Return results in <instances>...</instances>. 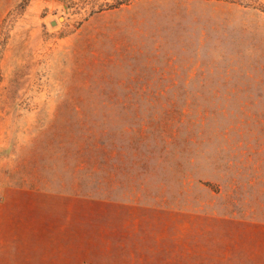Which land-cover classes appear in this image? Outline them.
Masks as SVG:
<instances>
[{"label": "rangeland", "instance_id": "374dc122", "mask_svg": "<svg viewBox=\"0 0 264 264\" xmlns=\"http://www.w3.org/2000/svg\"><path fill=\"white\" fill-rule=\"evenodd\" d=\"M22 1L0 264H264V0Z\"/></svg>", "mask_w": 264, "mask_h": 264}, {"label": "trees", "instance_id": "16d2710c", "mask_svg": "<svg viewBox=\"0 0 264 264\" xmlns=\"http://www.w3.org/2000/svg\"><path fill=\"white\" fill-rule=\"evenodd\" d=\"M28 1L29 0H23L21 4L27 3ZM82 1H84V2H86V1H93V2H95V0H82ZM120 4H122V2L121 1H117L115 4H112V5L107 4L106 6L109 7V8H112V7L118 6ZM99 7L103 9L105 7V5L103 3H101L99 5Z\"/></svg>", "mask_w": 264, "mask_h": 264}]
</instances>
